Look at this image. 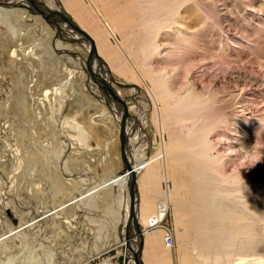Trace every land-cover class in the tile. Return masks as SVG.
Masks as SVG:
<instances>
[{
	"label": "bare ground",
	"instance_id": "6f19581e",
	"mask_svg": "<svg viewBox=\"0 0 264 264\" xmlns=\"http://www.w3.org/2000/svg\"><path fill=\"white\" fill-rule=\"evenodd\" d=\"M5 1L0 0V26L9 29L12 36L22 31L21 23L31 18L29 13H34L50 22L57 36H63L64 39L57 38L55 50L70 54L76 43L83 46L85 56L69 57V61L77 71L85 73L84 79L88 84L84 91L89 88L99 95L101 103L110 107L118 124L124 120L125 160L135 175L134 191L139 189V194L134 192L135 221L129 216V186L133 175L119 173L100 184L103 188H114L117 214H124L115 236L118 264H264V253L260 251L264 249V172L262 177H257V182L249 178L257 183L253 185L249 184L245 175L228 176L219 163L221 159L213 154L214 144L209 140L210 133L218 127L230 128L236 134L234 140L245 156H264V149L256 150L252 155L246 151L253 139L249 135L252 124L245 119L243 112L252 110V107L238 91L221 92L214 86L199 88L197 77L190 74V68L194 66L192 56L197 51L212 60L233 62L250 56V60H245L244 67L248 63L261 68L264 64V0H230V4H221L220 9L214 0ZM207 5V9L219 18L238 20L237 31L233 34L226 32L227 37L220 41L218 33L210 36L211 31L206 30L210 18L202 11ZM15 6L23 9L11 12L9 9ZM62 6L64 10L61 11ZM243 32L253 34L254 38L245 42L238 40L236 34ZM35 47L31 53L34 57L41 43ZM228 51H232V55ZM16 57L13 50L10 59ZM185 58H188L187 64ZM87 66L90 68L87 69ZM77 71L67 72L69 81L77 79ZM112 76L124 82H117ZM117 84L124 87L118 88ZM128 86L131 87L127 89ZM61 87L57 86L53 91L44 89L43 99L39 102L41 107L53 92L60 96L57 111L67 110L70 101L68 93L76 91L69 83ZM125 91H128L130 99L125 97ZM142 92L149 97L154 109L153 126L166 135L163 147L151 158H146L142 144L145 122L138 112ZM258 96L264 102L260 93ZM18 102L17 106L23 110L26 101ZM124 108L127 116L123 119ZM239 108L241 113L235 116V120L224 113L227 109L236 111ZM131 112L137 117L128 116ZM261 116L253 117L256 123L264 122L259 118ZM65 123L76 132L74 139L77 142H90L92 137L76 118L65 119ZM262 127L264 129V123ZM56 157L61 169L68 175L69 159L62 158L61 161L62 156L58 154ZM160 165L166 169L168 194H160V200L154 201L145 196L146 187L149 175ZM168 212L174 216L177 234H169L170 230L160 225ZM48 223L51 226L52 221ZM135 224L139 227L138 233ZM108 231L114 234L115 229ZM129 232L132 233L130 236ZM167 235L172 238L175 235L171 246L164 241ZM139 236L143 242L136 263L134 253ZM48 258L45 257L47 263ZM40 262L37 257L36 263L31 261L29 264Z\"/></svg>",
	"mask_w": 264,
	"mask_h": 264
},
{
	"label": "rangeland",
	"instance_id": "374dc122",
	"mask_svg": "<svg viewBox=\"0 0 264 264\" xmlns=\"http://www.w3.org/2000/svg\"><path fill=\"white\" fill-rule=\"evenodd\" d=\"M231 1L214 0V4L220 9L221 4H230ZM207 7L202 11L210 18V24L206 25V30L211 31L210 36L218 33L220 41L227 37L226 32L233 34L237 31L238 20L219 18ZM19 8L23 9L15 6L9 10L12 12ZM29 15L31 18L21 23L23 29L15 37L9 29L0 26V264L36 263L37 257L41 260L40 264H118L115 256L119 255L114 249L118 243L115 236L124 214H117L114 188H103L100 184L122 172L119 124L110 107L101 103L103 101L99 95L89 88L84 91L88 84L84 79L85 73L71 66L69 57L85 56L83 46L76 43L70 54L55 50L57 38L63 36H57L51 23L40 15ZM236 35L242 42L254 38L249 32ZM38 43H41V47L36 49L38 52L34 57L31 53ZM13 50L19 58L10 59ZM227 53L232 55V51ZM65 55L68 59L64 58ZM246 58L234 62L212 60L197 51L192 56L194 66L190 68V74L197 77L199 88L214 86L215 90L221 92L238 91L244 101L249 103L252 110H245L243 115L252 124L249 135L254 140L246 147V151L252 155L256 150L264 149V122L256 123L257 120L253 118L262 115L259 118L264 120V102L258 96L260 93L264 99V64L260 68L247 63L246 68L245 60L251 57ZM185 61L187 64L188 58ZM70 70L78 72L77 79L69 81L67 72ZM112 78L124 82L119 77ZM64 83L73 85L76 91L74 94L79 96L68 90L69 106L59 113L60 96L54 95L52 89ZM117 87L124 86L117 84ZM44 89L52 90V94L48 101H43L44 107H41L39 102L43 99ZM99 93L105 95L101 90ZM141 94L143 99L138 112L145 122L142 144L146 158H151L163 147L166 135L153 126V106L149 97L143 92ZM128 96V91H125V97L130 99ZM21 100L22 103L26 101L23 110L17 106ZM232 110L227 109L224 113L235 120L241 110ZM136 115L131 112L128 116L135 118ZM69 118H76L87 130L92 137L89 143L81 144L74 139L76 132L65 123V119ZM236 137L230 128L220 126L213 130L209 135V140L214 144L213 154L221 159L219 163L228 176L245 175L249 184L253 185L264 174V156H245L234 140ZM62 150L64 152L61 153ZM56 154L62 156L61 161L62 158L69 159L68 175L61 169ZM249 178L257 181L253 183ZM168 184L166 169L160 165L148 177L145 196L147 199L150 196L154 201L160 200V194L167 196ZM134 192L135 195L139 194V189ZM164 219L160 225L170 230L169 234H177L173 214L168 212ZM110 228L115 229L114 234L109 233ZM173 237L174 242L175 235ZM260 251L264 253V249ZM45 257H49V263Z\"/></svg>",
	"mask_w": 264,
	"mask_h": 264
},
{
	"label": "water",
	"instance_id": "95a60500",
	"mask_svg": "<svg viewBox=\"0 0 264 264\" xmlns=\"http://www.w3.org/2000/svg\"><path fill=\"white\" fill-rule=\"evenodd\" d=\"M40 13V12H39ZM41 14V13H40ZM43 17L47 20L46 16L43 15ZM90 68L89 66H87V69ZM123 107L124 104H122ZM127 116V111L126 109L124 108V117L123 119ZM125 124H124V120L123 122L121 121L119 123V141H120V149H121V160H122V163H123V167H122V175H125V173H131L133 176H132V181H131V184L129 186V197H130V205H129V216L131 217V219H133V221H135L134 219V182H135V175H134V172L133 170L130 169V165L127 164L128 162L125 160V153H124V147H125ZM9 213V212H7ZM14 226H16L15 222H13ZM135 229H136V232L138 233L139 232V227L135 224ZM142 242H143V239L141 236H139V244H138V248L136 250V252L134 253V259H135V262L137 263L138 261V256L139 254L141 253V250H142Z\"/></svg>",
	"mask_w": 264,
	"mask_h": 264
},
{
	"label": "built area",
	"instance_id": "2783aa9c",
	"mask_svg": "<svg viewBox=\"0 0 264 264\" xmlns=\"http://www.w3.org/2000/svg\"><path fill=\"white\" fill-rule=\"evenodd\" d=\"M165 243L168 245V246H171L172 243H173V238L171 235H167L165 236V239H164Z\"/></svg>",
	"mask_w": 264,
	"mask_h": 264
}]
</instances>
